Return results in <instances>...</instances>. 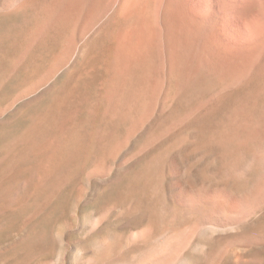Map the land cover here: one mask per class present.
I'll list each match as a JSON object with an SVG mask.
<instances>
[{"label": "rangeland", "instance_id": "rangeland-1", "mask_svg": "<svg viewBox=\"0 0 264 264\" xmlns=\"http://www.w3.org/2000/svg\"><path fill=\"white\" fill-rule=\"evenodd\" d=\"M2 4L0 264H264V191L247 207L212 202L251 199L263 179L239 173L250 155L211 140L225 106L206 116L172 84L158 102L115 89L106 28L69 49L72 30L30 34L39 5ZM183 191L201 192L202 208Z\"/></svg>", "mask_w": 264, "mask_h": 264}, {"label": "bare ground", "instance_id": "bare-ground-1", "mask_svg": "<svg viewBox=\"0 0 264 264\" xmlns=\"http://www.w3.org/2000/svg\"><path fill=\"white\" fill-rule=\"evenodd\" d=\"M2 5L13 12L39 5L41 12L30 34L45 38L53 33L61 38L72 30L73 35L65 40L69 49L82 33L87 36L98 26L106 28L115 89L137 86L158 102L172 84L191 99L199 97V110L207 112L206 116L219 114L220 106H225L211 140L226 155H250L249 162L238 171L243 174L245 168L260 169L263 179L257 186L262 189L253 186L255 193L247 200L224 191L210 193L215 195L212 202L224 203L217 208L228 203L232 209L258 202L264 191V0H3ZM79 46L73 47L76 50ZM199 193L183 191L182 198L200 210L203 203Z\"/></svg>", "mask_w": 264, "mask_h": 264}]
</instances>
